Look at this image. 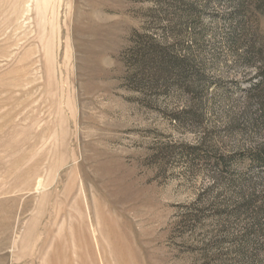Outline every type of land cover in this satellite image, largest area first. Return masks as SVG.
<instances>
[{
	"label": "rangeland",
	"instance_id": "obj_1",
	"mask_svg": "<svg viewBox=\"0 0 264 264\" xmlns=\"http://www.w3.org/2000/svg\"><path fill=\"white\" fill-rule=\"evenodd\" d=\"M0 264H264V0H0Z\"/></svg>",
	"mask_w": 264,
	"mask_h": 264
},
{
	"label": "bare ground",
	"instance_id": "obj_2",
	"mask_svg": "<svg viewBox=\"0 0 264 264\" xmlns=\"http://www.w3.org/2000/svg\"><path fill=\"white\" fill-rule=\"evenodd\" d=\"M112 231V230H111ZM115 232V231H114ZM101 235V234H100ZM114 237V236H113ZM114 240H118L117 238L116 239H114ZM119 242V241H118ZM115 249V248H114ZM120 249H121V247H120Z\"/></svg>",
	"mask_w": 264,
	"mask_h": 264
}]
</instances>
